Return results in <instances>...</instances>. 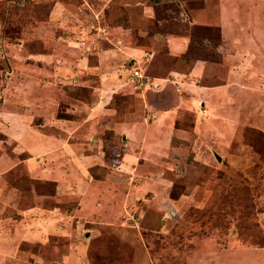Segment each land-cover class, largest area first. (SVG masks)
Listing matches in <instances>:
<instances>
[{"label":"rangeland","instance_id":"1","mask_svg":"<svg viewBox=\"0 0 264 264\" xmlns=\"http://www.w3.org/2000/svg\"><path fill=\"white\" fill-rule=\"evenodd\" d=\"M0 264H264V0H0Z\"/></svg>","mask_w":264,"mask_h":264},{"label":"crops","instance_id":"2","mask_svg":"<svg viewBox=\"0 0 264 264\" xmlns=\"http://www.w3.org/2000/svg\"><path fill=\"white\" fill-rule=\"evenodd\" d=\"M129 53V52H128ZM139 51H137V50H134L133 52H132V54H129V55H131V58H130V61H132V57H133V59H138V57H139ZM43 55H45V56H47L48 55V57H49V55H50V53L49 52H47V53H45V54H43ZM42 57H44V56H42ZM103 57V56H102ZM41 59H45V58H41ZM57 68V67H56ZM36 76H38V80H39V84H41V85H44L42 82H44V81H46V79L44 78V76H42V74L41 75H39V74H37ZM111 76V75H110ZM52 77V76H51ZM101 77V79L102 80H104V79H107L108 78V76L106 75H101L100 76ZM53 79V78H52ZM50 80H51V78H48L47 79V81H49L50 82ZM46 81V82H47ZM46 82H45V84H46ZM105 88H107V86L104 84V82L102 83L101 82V85L99 86V88H98V90H101L102 91V94H104L105 93ZM120 88H122V87H120ZM51 93V92H50ZM50 93H48V95H52V94H50ZM86 110V112H87V114H88V117H87V120L86 121H88V120H95V122L96 123H99L100 121H101V117L100 118H97V117H99V111L97 110V112H96V114H95V112H94V114L92 115V114H90V110L91 111H93L94 109L93 108H91V107H79V108H77L76 110H75V108H74V110L73 111H76V112H78V111H83V110ZM51 117L53 118V114L51 115ZM89 117H91V118H89ZM67 120V121H66ZM65 121L66 122H69L68 124H63L62 123V120L61 119H57V120H53V121H51L50 123H51V125H53L56 129H61V127H62V125L63 126H65V128H67L68 127V125H74V120L73 119H65ZM95 126V125H94ZM112 126H113V130L115 131V133L116 134H121V135H123V139H125L126 140V137L124 138V134H126L127 132H129L130 130L128 129V126L127 125H125V124H120V123H112ZM72 128V127H71ZM134 128V127H133ZM70 129H67L66 131L68 132ZM31 130H29V132H30ZM26 133H28L27 131H26ZM39 135V136H38ZM38 135H37V137L36 136H33L32 138V143L33 144H31L30 142H29V145L26 143V144H24L23 145V147L24 148H29V154H32L33 152H34V150H37V151H40V152H44V153H49V154H52V153H54V152H52V151H55V150H57V148L58 147H60V146H62L63 147V145L65 144L63 141H61V139H59L58 137H55V136H48V135H41L40 133H38ZM26 136V135H25ZM30 148H33V152H32V150L30 149ZM54 156H51L50 158L52 159ZM50 160V159H49Z\"/></svg>","mask_w":264,"mask_h":264},{"label":"built area","instance_id":"3","mask_svg":"<svg viewBox=\"0 0 264 264\" xmlns=\"http://www.w3.org/2000/svg\"><path fill=\"white\" fill-rule=\"evenodd\" d=\"M139 72H140V71H138L137 69H134V70L132 71V74H133L134 78H135V79H136V78L139 79V80L136 79V81H135V89H141L142 86H144L145 84L148 83V79H147V77L145 78L144 76H143V77L140 76ZM146 86H149V85H146ZM150 86H152V84H151ZM147 88H149V87H147ZM151 88H152V89H151ZM151 88H150V90H153L154 88H158V84H153V86H152Z\"/></svg>","mask_w":264,"mask_h":264},{"label":"trees","instance_id":"4","mask_svg":"<svg viewBox=\"0 0 264 264\" xmlns=\"http://www.w3.org/2000/svg\"><path fill=\"white\" fill-rule=\"evenodd\" d=\"M53 133H55V130H53Z\"/></svg>","mask_w":264,"mask_h":264},{"label":"water","instance_id":"5","mask_svg":"<svg viewBox=\"0 0 264 264\" xmlns=\"http://www.w3.org/2000/svg\"><path fill=\"white\" fill-rule=\"evenodd\" d=\"M219 159V158H218Z\"/></svg>","mask_w":264,"mask_h":264}]
</instances>
